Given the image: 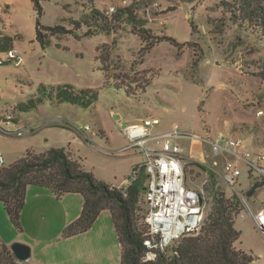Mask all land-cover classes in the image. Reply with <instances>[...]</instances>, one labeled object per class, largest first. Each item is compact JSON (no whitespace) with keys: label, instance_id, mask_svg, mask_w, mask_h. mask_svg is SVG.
<instances>
[{"label":"rangeland","instance_id":"rangeland-1","mask_svg":"<svg viewBox=\"0 0 264 264\" xmlns=\"http://www.w3.org/2000/svg\"><path fill=\"white\" fill-rule=\"evenodd\" d=\"M222 2L41 0L43 25L74 28L72 21L80 19L92 6L110 18L119 8L131 7L141 20L135 24L119 21L110 35H87L88 27L83 24L73 34L51 36L50 43L43 47L36 38L33 1L0 0L7 20L6 26L1 17V31L15 38L14 45L24 57L21 65L0 66L4 104L16 106L38 96L42 83H71L78 89L98 92L97 101L88 108L45 100L36 109L16 110L15 121L24 129V135L0 133L4 165L14 163L27 151L42 154L52 147H65L98 180L124 187L133 167L145 161L141 153L119 151L128 144L124 128L144 118L157 117L161 120L158 130L177 129L181 135L174 141L186 154L192 151L196 156L191 163L185 161V183L189 188L205 192L209 173L198 164H206L216 171L226 195L242 190L240 196L246 204V192L255 183L257 172L250 178L248 165L241 163V185L228 186L222 174L231 155H215L208 142H199L224 133L242 138V149L264 150V35L246 22L230 19ZM112 6L115 11L109 15ZM142 27L155 36L173 37L181 46L163 39L145 50L146 44L138 34ZM74 124L90 125L91 129L85 131L90 139L81 135ZM261 190L264 194V187ZM251 197L247 202L254 214L259 202L254 205L252 201L258 195ZM141 208L139 223L145 226L144 198ZM208 211L209 203L204 214ZM249 211L245 207L236 219L237 229L242 232L238 245L254 256L251 264H264V236ZM0 229L7 240L19 235L2 202ZM39 254L44 256L41 250Z\"/></svg>","mask_w":264,"mask_h":264},{"label":"trees","instance_id":"trees-1","mask_svg":"<svg viewBox=\"0 0 264 264\" xmlns=\"http://www.w3.org/2000/svg\"><path fill=\"white\" fill-rule=\"evenodd\" d=\"M32 1L37 12L36 38L43 47L50 43L51 36L73 34L83 24L88 27L87 35L100 32L110 35L117 29L119 21L126 20L132 24L141 22L131 7L119 8L110 18L101 9L92 6L80 19L72 21L74 28L62 24L43 25L41 0ZM233 1L222 2L231 14L230 19L246 22L264 35V0ZM138 34L146 44L145 50L163 39L181 46L175 38L155 36L143 27L138 29ZM4 39L6 49L14 46V37L5 34ZM193 63L195 67L198 65L196 60ZM38 91V96L27 102H19L15 109L27 112L38 108L45 100L52 104L68 102L88 108L98 99L96 90L78 89L71 83H42ZM198 165L209 173L204 186L206 193L202 192L204 205L209 203V211L201 227L171 247L155 250L156 257L149 260L145 258L150 250L144 243L148 225L139 223L138 212L143 209L141 200H145L147 187L148 174L144 166L135 165L129 180L133 173H136L135 178L126 187H116L98 180L91 171L85 170L80 160L73 158L65 147H52L42 154L27 151L14 163L0 166V202L12 224L22 231L21 214L29 186L46 187L57 198L65 194H81L84 199L81 214L63 229L62 236L69 238L89 230L100 213L109 210L122 248L120 264H251L254 256L237 247L242 232L236 228L235 222L245 209L243 198L237 192L227 196L218 184L214 168L202 163ZM249 174H253L250 169ZM256 182L264 184V180ZM18 261L0 237V264H18Z\"/></svg>","mask_w":264,"mask_h":264},{"label":"built area","instance_id":"built-area-1","mask_svg":"<svg viewBox=\"0 0 264 264\" xmlns=\"http://www.w3.org/2000/svg\"><path fill=\"white\" fill-rule=\"evenodd\" d=\"M115 7L108 10L112 14ZM1 30V27H0ZM24 57L21 51L13 46L0 50V66L15 63L21 65ZM0 86V133L5 136H23L24 129L17 126L15 104L3 103ZM161 121L157 117H147L140 122L130 123L124 128L128 144L119 149L121 152L133 150L145 157L144 166L148 174L145 202L147 211L145 222L148 225L145 245L149 248L146 260L154 259L155 250L171 247L187 234L196 232L204 220V201L202 192L191 189L185 183V164L196 159L194 152L186 154L184 148L174 139L181 135L177 129L158 130ZM87 140L90 137L85 131L91 126L73 125ZM198 136H192V138ZM208 142L215 155L227 153L231 155L224 165L223 181L234 188L242 175L241 162L250 170L257 172L255 176L264 178V151H241L244 141L239 137L220 133L215 139L199 140ZM185 161H187L185 163ZM4 156L0 155V166L4 165ZM131 175L128 184L135 178ZM256 227L264 230V207L253 214Z\"/></svg>","mask_w":264,"mask_h":264},{"label":"crops","instance_id":"crops-1","mask_svg":"<svg viewBox=\"0 0 264 264\" xmlns=\"http://www.w3.org/2000/svg\"><path fill=\"white\" fill-rule=\"evenodd\" d=\"M2 13L3 8L0 5V18H3V21H5L4 23L7 26V20L4 16V13ZM1 23L2 21H0V27ZM2 29L3 28L1 27V30ZM1 30L0 50L6 49V40L4 39L5 34L2 32L4 29L2 31ZM5 31L7 32V28H5ZM7 35L9 34L7 33ZM244 147L245 146L242 148ZM244 150L254 153L264 151H252L251 149L247 148L241 149V151ZM257 180L263 181L264 178L255 176V182ZM127 185L128 183L124 187ZM238 185H241L240 181L236 186ZM32 186H29L27 189V198L21 214L22 231H19V235L14 237V239L7 240L5 237H3L0 229V237L2 241L5 242L9 247L15 241H20L31 246L32 257L27 261H18V264L121 263L122 248L121 244L119 243L118 235L109 210L102 211L89 230L69 238H64L62 236L63 229L68 224L75 221L81 214L84 201L83 196L81 194H79L80 196L65 194L61 198H57L46 187L35 186L36 188H34ZM263 187L264 184L258 187L255 194L253 195H258V198L256 200L254 199L252 204L255 205L257 202H259V205L255 208L254 214L264 207V194L261 190ZM248 188L249 187L245 188V190ZM235 192L243 195L242 190H236ZM246 196L245 207L249 208V212L254 219L253 212L251 211L247 202L248 196ZM106 211H108L110 214H108ZM237 247L240 248L238 242ZM39 250L43 252L44 256L39 254Z\"/></svg>","mask_w":264,"mask_h":264},{"label":"water","instance_id":"water-1","mask_svg":"<svg viewBox=\"0 0 264 264\" xmlns=\"http://www.w3.org/2000/svg\"><path fill=\"white\" fill-rule=\"evenodd\" d=\"M263 184L261 183H255L252 188L247 192V196L251 197L255 194L256 190L258 187L262 186ZM201 203L203 202V198L200 197ZM261 233L264 236V230L261 231ZM14 256L19 260V261H27L32 257V248L29 244L15 241L11 244L10 246Z\"/></svg>","mask_w":264,"mask_h":264}]
</instances>
